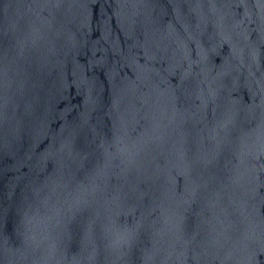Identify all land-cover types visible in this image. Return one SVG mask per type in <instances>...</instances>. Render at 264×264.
<instances>
[{
	"label": "water",
	"instance_id": "95a60500",
	"mask_svg": "<svg viewBox=\"0 0 264 264\" xmlns=\"http://www.w3.org/2000/svg\"><path fill=\"white\" fill-rule=\"evenodd\" d=\"M0 264H264V0H0Z\"/></svg>",
	"mask_w": 264,
	"mask_h": 264
}]
</instances>
